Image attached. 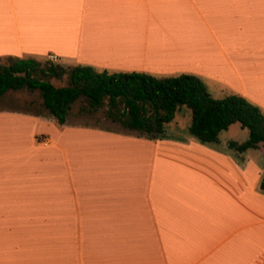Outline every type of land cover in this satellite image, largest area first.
<instances>
[{
	"label": "crops",
	"instance_id": "1",
	"mask_svg": "<svg viewBox=\"0 0 264 264\" xmlns=\"http://www.w3.org/2000/svg\"><path fill=\"white\" fill-rule=\"evenodd\" d=\"M51 53L264 109V0H0V58ZM186 114L149 139L0 107V264H264V144L201 142Z\"/></svg>",
	"mask_w": 264,
	"mask_h": 264
},
{
	"label": "trees",
	"instance_id": "2",
	"mask_svg": "<svg viewBox=\"0 0 264 264\" xmlns=\"http://www.w3.org/2000/svg\"><path fill=\"white\" fill-rule=\"evenodd\" d=\"M65 73L68 84L63 86L48 78ZM22 88L39 90L43 109L61 125L67 122L73 104L83 98L92 109L106 106V116L123 130L157 139L180 106L186 105L192 112L189 132L201 142H219L224 130L240 123L249 137L242 143L230 141V147L244 152L264 144V109L240 93L213 96L204 79L193 73L156 76L140 71L109 72L82 64L65 68L34 57L0 58V97ZM260 186L264 190V175Z\"/></svg>",
	"mask_w": 264,
	"mask_h": 264
},
{
	"label": "rangeland",
	"instance_id": "3",
	"mask_svg": "<svg viewBox=\"0 0 264 264\" xmlns=\"http://www.w3.org/2000/svg\"><path fill=\"white\" fill-rule=\"evenodd\" d=\"M38 59L45 61L41 58ZM4 60L5 59H3V61ZM48 78L58 86L68 84V76L66 73L59 77L49 76ZM41 102L42 97L39 90H30L27 88L9 90L2 97H0V107H5V105L11 104L13 107L21 108L29 112H46L45 109H43ZM186 112L190 113V117L192 119V112L186 105L180 106L177 112V122L179 123L181 129H183L184 126L188 127L189 115L186 114ZM70 116V121L76 123L99 125L120 130L124 129L119 123L112 121L106 116V106L100 107L98 109H92L89 107L87 100L83 98L78 99L73 104ZM234 126H238L237 129L233 127L231 132L226 131L227 133L225 134H232L233 137L239 139L240 141L248 139V132L246 131V128L242 129L243 127L238 123Z\"/></svg>",
	"mask_w": 264,
	"mask_h": 264
},
{
	"label": "built area",
	"instance_id": "4",
	"mask_svg": "<svg viewBox=\"0 0 264 264\" xmlns=\"http://www.w3.org/2000/svg\"><path fill=\"white\" fill-rule=\"evenodd\" d=\"M48 59H49L50 61H56V60H57L56 55L53 54V53H51V54L48 55ZM42 141H43L44 143L47 142V141H46V138H43Z\"/></svg>",
	"mask_w": 264,
	"mask_h": 264
}]
</instances>
